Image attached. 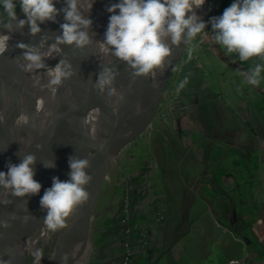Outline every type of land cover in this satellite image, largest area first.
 Returning a JSON list of instances; mask_svg holds the SVG:
<instances>
[{
	"label": "crops",
	"instance_id": "obj_1",
	"mask_svg": "<svg viewBox=\"0 0 264 264\" xmlns=\"http://www.w3.org/2000/svg\"><path fill=\"white\" fill-rule=\"evenodd\" d=\"M231 3L208 0L209 17ZM214 45L229 56L230 88L173 89L166 117L151 124L157 183L141 196L146 155L120 157L98 195L80 264H123L125 200L130 221L146 229L144 246L132 238L129 264H264V68L259 85L243 74L264 60L241 62ZM192 61L182 55L185 73Z\"/></svg>",
	"mask_w": 264,
	"mask_h": 264
},
{
	"label": "clouds",
	"instance_id": "obj_2",
	"mask_svg": "<svg viewBox=\"0 0 264 264\" xmlns=\"http://www.w3.org/2000/svg\"><path fill=\"white\" fill-rule=\"evenodd\" d=\"M57 0H0V9L6 18L0 17V28L7 29L8 33H0V53L7 48L6 41L9 33L14 30H23L27 24L30 33L35 35L41 32V24L46 21H56L60 11L64 13V22L60 24L62 33L55 37V43L41 52L47 36L43 37L40 47L19 42L17 46L24 49L23 60L19 67L25 72L46 68L44 57L51 54L52 50L60 51L59 45H74L83 49L93 44L89 30L93 24L90 17L82 11L81 0H65L64 7H56ZM205 0H116L106 6L109 16L108 24L100 43L105 53L126 61L132 69L133 80L140 75L155 77L157 69L162 70L166 58L171 53L172 46L179 47L183 42L203 33L210 35L211 40L224 50L225 54L236 53L241 62L259 57L264 60V0H232V3L218 16L210 17L204 21L193 10L202 5ZM94 0H89L90 11ZM17 6L25 14L18 19ZM118 10V11H117ZM210 23L212 31H206ZM14 26V27H13ZM192 50L189 49L188 59H191ZM19 61V58H17ZM264 64L257 63L255 67L245 71L244 77L248 84L259 85L261 70ZM49 79L43 87L56 91L65 79L74 74L72 63L59 59L53 67H47ZM118 73L110 67H104L99 73L94 85L101 93L107 90L108 96L123 99L122 91L114 86ZM188 77L180 82L183 88ZM153 86L157 81L153 80ZM38 148L41 145H36ZM102 147V145H100ZM36 156L32 153L24 155L19 163H8L7 171L0 170V186L5 189L4 196H0V203L8 204L6 199L10 192L13 196L38 194L41 183L34 179ZM45 167H53V161H45ZM70 179L61 180L58 176L52 177V185L44 190L40 197V206L46 210L44 223L51 231L64 227L65 218L70 215L74 207L89 199L90 193L85 186L92 177L86 171L90 166L87 158H69ZM30 215H25L26 223ZM18 217L11 215V219ZM9 220H0V225L9 226ZM33 264H41L42 249L32 253ZM67 254L62 258V264H67ZM0 264H10L9 260L2 258Z\"/></svg>",
	"mask_w": 264,
	"mask_h": 264
},
{
	"label": "water",
	"instance_id": "obj_3",
	"mask_svg": "<svg viewBox=\"0 0 264 264\" xmlns=\"http://www.w3.org/2000/svg\"><path fill=\"white\" fill-rule=\"evenodd\" d=\"M88 3L89 0H85V3L81 1L84 15L93 21L89 30L93 44L83 49L73 45L75 56L69 61L73 65L74 74L65 79L56 90L62 117L56 123V131L53 137L43 144L41 152L36 156L35 164L32 166L35 171L34 179L41 183V190L38 194H26L25 197L16 196L11 200V203L0 204V220L10 221L7 227L0 225L1 245L8 242L12 235L23 228L25 215H30V219H34L46 212L40 206V197L44 190L52 185L53 176H58L61 180L70 179V168L68 167L70 157H76L84 151H94L101 143H106L107 149L104 159L94 169L91 174V181L85 186L90 197L87 201L78 204L77 214L66 235L68 236L70 233L73 238V245L67 253L69 264L81 263L87 249L93 210L105 177L121 156L132 151L130 146L136 147L142 142L166 97L172 74L189 43V40L186 44L182 42L176 48L160 71L156 88L152 89L151 79L147 75H140L133 80L132 69L126 61L99 49L95 19L91 11H88ZM57 4L59 9H62L65 0H57ZM60 14L64 21L63 11H60ZM60 51L63 52L62 58H65V50ZM106 66L114 68L118 73L117 86L123 93V102L127 109L130 125L129 131H127V125L123 124V117H118L121 125L119 134L110 139L105 134L112 120L111 117L105 125L84 121L92 101V81ZM36 96L35 93L33 99L24 105L9 102L6 98L0 99V134L10 130L8 125L14 118L29 112L33 108ZM22 159L23 156L15 151L1 149L0 170L7 171L9 162L19 163ZM45 161H53L54 166L45 167ZM12 214L18 218L12 220ZM243 239L247 240L246 237ZM67 244L68 241L64 238L63 247L68 246ZM25 255H23L24 258ZM23 263L27 264L26 260Z\"/></svg>",
	"mask_w": 264,
	"mask_h": 264
},
{
	"label": "bare ground",
	"instance_id": "obj_4",
	"mask_svg": "<svg viewBox=\"0 0 264 264\" xmlns=\"http://www.w3.org/2000/svg\"><path fill=\"white\" fill-rule=\"evenodd\" d=\"M81 1L82 3H85V0ZM113 2H116V0H94L90 9L91 14L95 19L98 42L103 40L109 22L108 18L111 15L106 11V6ZM205 6L206 0L198 7L194 5L193 10L201 19H203L205 15ZM56 7L59 9L57 2ZM24 17L25 14L20 11L18 13V19ZM63 22L64 21L59 12L56 21L46 20L41 24L42 30L40 33L35 35L31 34L27 24L22 31L15 30L14 28V30L9 33V39L6 41L7 48L4 52L0 53V99L6 98L9 102L16 103L17 105H24L33 99L35 93L37 96L33 108L29 112L14 118L8 125L10 130L0 134V150H12L22 156L30 153L38 156L43 144L50 140L56 131V123L62 117L57 91H53L48 87H43V85L47 84L49 79L47 69H36L32 72H25L19 67L20 62H25L22 57L24 49L19 48L17 44L23 42L28 45L40 47L42 38L47 36L48 39L45 41L44 45L40 47V51L45 52L53 43H55V37L62 33L60 24ZM3 32L8 33V30L5 29L0 31V33ZM98 46L99 49L103 51L100 43H98ZM176 48L177 46H172L171 53L169 57L166 58L165 65L171 55L175 52ZM59 49H66L64 56L67 60H71L75 56L73 45L61 44L59 45ZM55 52L56 50H52L50 55L44 57V60L46 61L49 59ZM17 58H19V61ZM112 69L117 72L114 68ZM160 71V69H157V75L155 77L147 75L148 78L151 79L152 89L156 88V86H153V80L158 81ZM98 75L92 81V101L90 102L84 121L86 123L94 122L100 125H105L111 117L112 120L105 134V136L110 139L119 134L121 125L118 117L120 116L123 117V124L127 125L126 130L129 131L130 125L128 123V114L123 99L119 100L116 96L110 98L107 90L101 93L99 89L94 87ZM38 77H42V81L37 85L35 90L31 92L34 81ZM116 79L117 75L114 81V86L119 90ZM37 144L41 145V147L38 148L36 146ZM100 145H102V147H100ZM100 145L94 151H84L76 156V158H87L89 160L90 166L86 171L90 175L104 159L107 144L101 143ZM4 193L5 189L0 186V196H4ZM15 197L16 196H13L9 192L5 198L12 200ZM77 210L78 205H76L70 215L65 218L66 225L63 229L61 240L63 241L64 238L67 239L68 246L63 247V245H60L63 254L62 258L68 253V249L73 245L72 235L70 233L68 236L66 235L77 214ZM38 219L39 217L28 220L20 231L12 235L13 237L11 236L8 242L0 245V254H5L6 260H9L10 264H24L23 262H25V258L23 255L28 251L34 252L37 249L34 234L39 227ZM56 264H62V259ZM67 264H69L68 259Z\"/></svg>",
	"mask_w": 264,
	"mask_h": 264
},
{
	"label": "rangeland",
	"instance_id": "obj_5",
	"mask_svg": "<svg viewBox=\"0 0 264 264\" xmlns=\"http://www.w3.org/2000/svg\"><path fill=\"white\" fill-rule=\"evenodd\" d=\"M16 11L17 14L20 12L19 6H17ZM0 17L6 18V14L3 13L2 9H0ZM203 20H210L208 13V0H206L205 15L203 17ZM205 30L209 32L212 31L210 23L206 25ZM0 31H3V29L0 28ZM189 49L192 50L191 59H193V61L191 62L189 68H187L186 70H190V73H185L183 71L184 62H180L176 66L168 85V92L166 94V97L164 98L161 107L157 113V115L159 117H162V119L166 117V114L161 115V113H166V109L168 108L171 99H173V89H219V82L223 83L224 88H230L229 82L231 81L232 70L229 62V56H222L221 52H218V48L214 45V42L211 40L210 35H204L203 33H200L197 34L196 37L189 39V43L184 51V59L188 58ZM63 50H65L66 52V49ZM62 55V51H56L49 59L45 61L46 68L44 69H47V67L54 66V64L62 58ZM185 76L188 77L187 82L185 83L183 88H180V82L184 80ZM203 78L204 80L202 81ZM41 81L42 77L36 78L32 86L31 92L35 90V88L38 84L41 83ZM152 134L154 135L153 129L150 127V129L144 136L141 144L136 147L134 145L129 147L130 149H132L130 153H134L136 150L140 149L141 151H143L142 154L144 153L143 155H146L147 160V164L145 167L146 169H148L147 167L150 158H152V156H156V149L152 140ZM118 163L119 162H117L116 165L106 175L104 182L108 179L109 175L118 167ZM153 180L154 182H156L155 179ZM140 181L138 184V190ZM139 193L141 196H144V194H142L140 190ZM149 195L150 193L147 195V197ZM45 215L46 212L42 214L38 219L39 227L36 233L34 234L35 244L37 249H42L43 251L41 264H56L62 259L63 256L60 245H62L61 235L66 223L64 227L59 228L55 231H51L47 228L46 224L43 221ZM32 253L33 251H28L25 255V260L27 264H33L34 257ZM2 258L6 260L5 254H2Z\"/></svg>",
	"mask_w": 264,
	"mask_h": 264
},
{
	"label": "built area",
	"instance_id": "obj_6",
	"mask_svg": "<svg viewBox=\"0 0 264 264\" xmlns=\"http://www.w3.org/2000/svg\"><path fill=\"white\" fill-rule=\"evenodd\" d=\"M158 167V161L154 156L150 158L148 169L145 170V175L140 181L139 190L142 194L148 195L153 190V176L154 172ZM130 206L129 202L125 201L122 209V223H123V234H124V250H123V264H129L132 254H133V243L132 238L137 237L140 238V243L142 246L146 244L145 235L146 229L135 223L130 221L129 212Z\"/></svg>",
	"mask_w": 264,
	"mask_h": 264
}]
</instances>
